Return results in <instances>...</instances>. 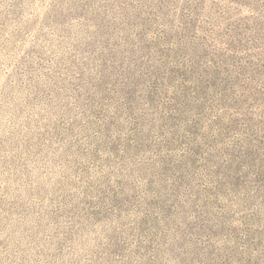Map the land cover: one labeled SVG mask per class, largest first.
Returning a JSON list of instances; mask_svg holds the SVG:
<instances>
[{
  "label": "rangeland",
  "instance_id": "374dc122",
  "mask_svg": "<svg viewBox=\"0 0 264 264\" xmlns=\"http://www.w3.org/2000/svg\"><path fill=\"white\" fill-rule=\"evenodd\" d=\"M0 264H264V0H0Z\"/></svg>",
  "mask_w": 264,
  "mask_h": 264
}]
</instances>
